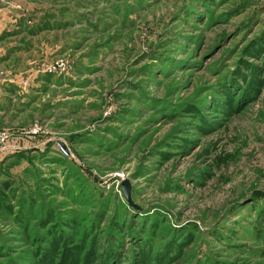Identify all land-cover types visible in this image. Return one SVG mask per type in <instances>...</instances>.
I'll use <instances>...</instances> for the list:
<instances>
[{
	"label": "rangeland",
	"instance_id": "rangeland-1",
	"mask_svg": "<svg viewBox=\"0 0 264 264\" xmlns=\"http://www.w3.org/2000/svg\"><path fill=\"white\" fill-rule=\"evenodd\" d=\"M0 7V264H264V0Z\"/></svg>",
	"mask_w": 264,
	"mask_h": 264
},
{
	"label": "built area",
	"instance_id": "built-area-1",
	"mask_svg": "<svg viewBox=\"0 0 264 264\" xmlns=\"http://www.w3.org/2000/svg\"><path fill=\"white\" fill-rule=\"evenodd\" d=\"M2 0H0L1 2ZM29 135H37L40 133V127L35 123L33 125H31L26 132ZM11 135L8 131L6 130H0V150H5V149H9V148H13L14 144H12L11 142ZM11 143V144H10ZM56 144V150L59 154L69 157L70 156V151L68 149V147L66 146V144H64L63 141L61 140H56L55 142Z\"/></svg>",
	"mask_w": 264,
	"mask_h": 264
},
{
	"label": "crops",
	"instance_id": "crops-1",
	"mask_svg": "<svg viewBox=\"0 0 264 264\" xmlns=\"http://www.w3.org/2000/svg\"><path fill=\"white\" fill-rule=\"evenodd\" d=\"M11 4V3H9ZM12 5V4H11ZM14 15H10L9 14V9L4 8V7H0V33L4 30V29H9V25H12V23L15 21V19H13ZM7 40H9V38H7ZM5 41L1 42V46H0V55L4 54V49L2 47V44H4ZM8 74H10V71H7ZM15 74H11V75H6V79L10 80V81H16L18 80L16 78Z\"/></svg>",
	"mask_w": 264,
	"mask_h": 264
},
{
	"label": "water",
	"instance_id": "water-1",
	"mask_svg": "<svg viewBox=\"0 0 264 264\" xmlns=\"http://www.w3.org/2000/svg\"><path fill=\"white\" fill-rule=\"evenodd\" d=\"M122 192L124 195V198L132 204L131 197H130V184L127 179H123L122 181Z\"/></svg>",
	"mask_w": 264,
	"mask_h": 264
}]
</instances>
